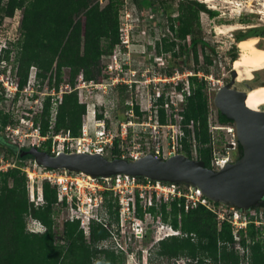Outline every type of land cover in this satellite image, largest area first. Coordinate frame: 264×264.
<instances>
[{"label":"trees","instance_id":"obj_1","mask_svg":"<svg viewBox=\"0 0 264 264\" xmlns=\"http://www.w3.org/2000/svg\"><path fill=\"white\" fill-rule=\"evenodd\" d=\"M103 1L106 4L102 6L99 0H0V23L4 18H12L17 11H21L19 37L16 42L8 43L9 49L3 56L7 57L10 46L19 50L16 64L20 88L26 84L32 66L36 68L37 80L45 79L55 67L56 91L62 82L64 69H68V84L71 86L80 73L86 80L96 79L103 57L110 55L119 43L118 10L122 0ZM134 2L140 9V5L149 6L150 0ZM177 9L176 17L171 14L166 16L171 35L156 40L153 48L156 55L163 56L167 76H172L175 72L183 73L188 68L192 73L187 78L189 94L182 92V108L178 112L181 118L178 125L183 132V147L179 153L193 159L190 141L187 139L189 136L195 143V160L202 161L206 168L211 169V100L207 81L198 76H209L208 67L213 63L214 49L202 37L198 17L206 9L196 1H191L188 5L179 4ZM207 12L210 17L215 15L212 11ZM235 40L240 42L244 39L236 35ZM228 56L231 63L236 61V49L233 48ZM165 87L168 91L169 87ZM181 89L182 87H177L178 91ZM130 98L126 87H117L116 111L118 104H121L127 113L129 107L126 102ZM166 103V93L162 92L154 103L158 124L174 125V111L171 106L166 108ZM133 110L137 120L141 121L143 113L139 106L134 105ZM168 110L171 111L169 118ZM55 112L51 123V103L47 98L42 113V135L59 132L69 133L72 137L80 135L85 106L78 102L76 93L63 94ZM190 121L193 123L192 133L187 130ZM217 122L221 125L233 124L218 111ZM113 144L116 145L117 141L114 140ZM0 148L5 160L14 159L21 161V164L24 160L33 161L28 155L31 147L17 150L8 141L1 140ZM238 150L240 158V145ZM41 151H45V148ZM112 154L111 159L121 157L118 150L114 149ZM49 186V183L44 184L41 189L44 204L36 209L29 208L25 174L17 166L5 172L0 171V264H114L116 258H121L96 247L107 238V232L96 224L89 225L86 239L83 231L79 230L77 221L64 220L61 229L62 243L55 241L52 211L56 207L57 197L55 189L52 186L49 189ZM184 202V198H179L147 209L153 220L159 215L163 223L180 233L158 241L156 255L166 259L185 258L199 264L205 261L211 264H239L241 256L235 248L231 225L228 222L219 223L216 214L201 205L185 210ZM210 203L215 208H229ZM167 208H170V212L166 211ZM251 211L260 215L264 222L262 203L253 206ZM136 212L142 217V209L138 203ZM29 215L41 223L45 229L43 233L33 234L27 231L26 220ZM249 218L254 221V217ZM239 235L241 239L238 245L249 251L250 264H264V226L257 228L250 223Z\"/></svg>","mask_w":264,"mask_h":264},{"label":"built area","instance_id":"obj_2","mask_svg":"<svg viewBox=\"0 0 264 264\" xmlns=\"http://www.w3.org/2000/svg\"><path fill=\"white\" fill-rule=\"evenodd\" d=\"M99 1L102 4L103 0ZM155 1L157 0H150L148 7L154 6ZM104 4H106V1H104ZM177 15L178 13L171 16L176 17ZM118 17L119 43L112 49L110 55L103 57L105 62L97 73L96 79L86 80L83 74L80 73L77 75L74 85L71 86L67 83L64 89L60 83L58 90H55V67L49 73V77L42 87L37 80L36 69L31 67L26 84L20 88L19 80L13 81L10 74L5 73L8 62L0 53V97L11 101L17 98L21 101L23 98L30 103L27 111H22L20 117L13 116V121L4 128V132L7 135L6 140L16 146L17 150L22 149L23 144L32 139L36 142V145H32L31 148L39 149V145L45 143L46 147L43 152L50 155L78 153L105 156L106 149L112 146L114 140L117 138L125 139L131 128L132 132L138 130V133L136 132L138 135L149 133L154 140L160 139L161 129H166L167 137L170 140L168 150L165 152L163 147L157 144L151 153L155 157L162 159L179 154L178 144L180 137L176 128L171 124H158L156 109L153 110L152 108L154 107H151L149 89L152 86L154 88L168 86L165 107L171 106L173 111L176 112L178 110L179 96L177 92L178 82H181L182 77L188 78L192 76V73L175 72L172 76H167L164 72L165 61L163 56L156 55L153 46L149 49L134 40L135 28L146 21V19H143L142 12L134 0H122L118 10ZM165 22L166 17L161 14L156 15L154 19L152 18L149 21L148 26L154 24L159 30L160 39L171 35ZM13 41V39H3L0 35V51L8 48V43ZM198 76L203 77L206 81L208 80L209 89V81L212 79L202 74H198ZM182 84L184 87L181 89V93L185 91L189 94L187 81L186 83L182 82ZM119 86L126 87L131 97L126 102L129 107L126 119L120 123L115 115L116 89ZM136 89L138 91L141 89L139 97L147 102L148 106L146 108L133 101L132 97ZM69 93H76L78 102L85 106L80 135L72 137L69 133L63 132L42 135L40 120L46 99L48 98L51 103L52 118L55 115V107L60 102L62 95ZM134 105H138L140 112L143 113L141 121H133L134 118H137L133 110ZM188 127L193 130L192 121H190ZM219 132L226 135V138L220 142H218L217 138ZM209 134L212 147L210 165L212 170L217 171L236 160H233L232 157L235 144L238 143L236 141L235 127L233 124L221 125L215 123V125L209 126ZM192 147L193 149L195 148L194 145ZM143 156L145 154L138 153V151L135 156L133 154L129 155L131 160ZM120 158L125 157L122 156ZM7 161L4 159V152L2 151L0 153V171L5 172L8 169L16 168L14 163ZM29 162H31L32 170L28 166L25 167V170L30 179L29 196L32 208L34 209L35 204L43 201L41 190L39 193L34 194L32 189V177L36 176L35 169H38L40 174L38 176L44 178L56 191L57 203L55 205L59 211H62L64 219L61 218V213L58 216L63 221H77L79 230L83 231L86 237L88 236L90 224L99 225L107 232V238L96 245L98 249L122 250L119 234L122 237L124 236L125 225L131 222L132 228L142 227L143 220L136 217L137 214L135 213L137 203L145 211L144 219H149L151 216L147 212L149 207H158L161 203H168L174 199L184 198L185 210L201 205L216 214L219 223L228 222L231 225L236 249L240 247L238 245V235L241 231H245L248 224L253 223L257 228L264 226V222L261 221V218L258 220L259 217L255 211L242 214L233 210L234 213L231 217L225 216L223 212H216L214 209H219L220 207L215 208L198 191L190 187L124 175L92 179L82 174L46 169L36 165L31 160ZM220 209H231V207H221ZM112 215L114 216V221L112 220ZM249 217H254V221H250ZM31 219L33 222L28 226V232L33 234L43 233L45 229L39 221L34 217ZM36 222L41 226V231H36ZM133 234H138V230H135ZM139 235L141 236L140 233ZM239 255L241 256L239 264H250L249 251L247 249L241 248ZM193 262V264H199L197 261ZM203 264H211V262L205 261Z\"/></svg>","mask_w":264,"mask_h":264},{"label":"rangeland","instance_id":"obj_3","mask_svg":"<svg viewBox=\"0 0 264 264\" xmlns=\"http://www.w3.org/2000/svg\"><path fill=\"white\" fill-rule=\"evenodd\" d=\"M191 1H196L198 3H201L205 6L206 11H201L198 14L199 17V23L201 28V35L204 38V40L208 43V45L214 49L213 52V63L208 67L209 69V77L212 79L210 82V88L208 89L209 97L211 100V107H210V113H209V126L215 125L217 122V109L213 105V97L215 92L220 89L221 87L228 84L230 79V71L233 69V62L231 63L229 61L228 53L235 48L237 52V56H240V50L238 48V43L235 40V36L238 33H241L243 31H248V29L252 26L257 27L258 29H264V19L263 15L259 14L258 12L262 10V2L264 0H157L155 1V5L148 7V5H140V10L143 15V19H146L143 24L138 25V27L134 30V40L136 42H139L143 44L145 47H152L155 44V39H160L159 36V30L155 27L154 24L149 25V21L154 19V17L158 14H161L163 16H167L168 14L174 15L178 13V5H188ZM104 5V1L101 4ZM150 8V10H149ZM207 11H212L215 13L213 17H210L208 15ZM151 12H153L151 14ZM153 15V16H152ZM21 18V11H17L12 18H4L2 22L0 23V35L3 39H13V43L17 41L19 37V23ZM84 23V19H83ZM166 23V22H165ZM167 25V23H166ZM234 27V28H233ZM218 28H222L225 32L223 34H219ZM225 28V29H224ZM253 38V37H251ZM255 38V37H254ZM189 39V38H188ZM258 40V46L264 49V39L257 38ZM19 53V50L17 48L10 46V52L8 53L7 57L4 58L6 62H8L7 68L5 69V73H9L13 81L19 80L20 83V77L17 74L18 67L16 64V57ZM105 61L103 60L102 63ZM34 67V66H32ZM35 68V67H34ZM36 69V68H35ZM189 70V68H188ZM185 70L184 72H190V70ZM180 73V72H179ZM259 73L260 81L264 80V70ZM254 74V73H253ZM49 75V74H48ZM48 75L45 79H38L39 83L41 84V87L44 82L47 81ZM254 78H256L255 75H253ZM69 79V72L68 69L63 70V76H62V82L61 86L64 89V86L68 83ZM187 78H181V82H178V87H184L183 83H186ZM208 81V80H207ZM254 79L252 77L251 80H243L241 82H235V86L238 91L245 92L247 89H243L244 84H248L251 88H254L258 85L256 82H253ZM166 87H156L153 86L149 89L150 94V102L151 107H155L154 103L157 100L158 96L165 92L167 94V91L165 90ZM141 89H136L134 91L133 95V101L136 103L141 104L143 107H147L148 104L146 101H143L139 95L141 93ZM178 110L176 112H173L174 119L176 121L175 128L178 133V136L180 137L179 140V152L181 148L183 147L182 140H183V132L181 131V128L179 127L178 123L180 121V116L178 112L182 108V100L183 96L181 93V90L178 91ZM136 95V96H135ZM177 101V100H176ZM20 103V104H19ZM30 103L25 101L23 98L20 101L19 98L15 99L14 101H11L10 99L0 98V141L7 142V135L4 132V128L11 122L12 117H20L22 111H27ZM156 108V107H155ZM155 108H152L153 110ZM260 109V108H259ZM56 113V112H55ZM147 114V113H146ZM171 114V111H167V118H169V115ZM54 115V114H53ZM117 117V121L124 122L126 119V112L123 110V105L118 104L117 111L115 113ZM54 117H52L51 123H53ZM44 118H42L41 114V120H40V126L43 125ZM135 122H137V118H134ZM117 128V125H116ZM187 130L192 133V129H190L187 126ZM138 133V130H134L132 132V129H129L128 136L125 139L117 138L115 139L117 141V144L112 146L110 148H107L105 151V156L108 159H111L113 154L112 151L118 150L119 154L124 156L125 158H129L130 154H133V156L136 155V152L138 153H144L145 155L151 153L155 147V145L159 144L161 147H163L164 151L166 152L169 148V142L170 140L167 137V131L166 129H161V137L158 140L152 139L150 137L149 133L142 135V134H136ZM218 142L222 141V139L226 138V135L222 132H219L218 136ZM188 141L190 144V154L193 159L196 158V147L193 149V145L195 146V143L193 144V139L188 136ZM32 145H36V142L32 139L26 141L22 147H31ZM46 147L45 143L43 145H39V149L42 150ZM178 152V153H179ZM0 153H2V149L0 148ZM180 154V153H179ZM7 162H12L15 164V166L19 167L21 171L25 174L26 177V186H27V195H28V207L32 208V205L30 203V179L28 178L27 171L25 170V167L28 166L32 170V165H30L31 162L29 160H24L21 164V161H15L14 159H8ZM36 176L32 177V189L33 193H39V191L42 189V186L44 184H48L42 178L39 174L38 169H35ZM11 184V182H10ZM49 189H52L51 186H49ZM43 200V199H42ZM44 203L35 204L34 209H36L39 206H42ZM221 208V207H220ZM214 209L216 212H223L225 216H232L234 213V209ZM142 209V207H141ZM30 211V210H29ZM114 212L113 210H111ZM167 212H170V208L166 209ZM62 214V211H59L56 207L53 208L52 211V220L54 223V232H55V241L62 243L61 240V229H62V223L64 219L63 214L61 218L58 216ZM137 215L136 217L141 218L143 220L142 227L141 228H132V224L127 223L125 225V233L122 237L121 234H119V240L121 241V247L122 250H111L109 248L104 249L108 252L114 253L115 256L121 257L116 258L114 260V264H193L191 260H187L185 258H179L177 260L172 259H166L161 258L156 255L157 250V243L161 239L169 236V235H179V232L173 231L168 224L163 223L158 217H156L155 220H153V217L150 216L149 219H144V213L145 211L142 209V217H140V213L138 215L137 212H135ZM258 220L261 218V216H258ZM32 216L29 215L26 222V227L30 224H32ZM114 219V216L112 215V220ZM114 221V220H113ZM40 223V222H39ZM41 224V223H40ZM36 231H41V226L36 222ZM138 230V234H133L135 230ZM28 231V229H27ZM141 234V236L139 235ZM174 233V234H173ZM243 237V236H242ZM88 236L86 237V239ZM241 239V235H238V240ZM238 251H241V248H238Z\"/></svg>","mask_w":264,"mask_h":264},{"label":"water","instance_id":"obj_4","mask_svg":"<svg viewBox=\"0 0 264 264\" xmlns=\"http://www.w3.org/2000/svg\"><path fill=\"white\" fill-rule=\"evenodd\" d=\"M230 77V82L215 92L213 105L233 122L242 156L223 169H208L202 161L183 154L162 159L149 153L131 160L108 159L98 154L50 155L30 148L28 155L40 167L82 174L92 179L124 175L190 187L212 203L247 213L264 201V105L256 111L247 108L245 97L251 87L239 92L234 86L233 69Z\"/></svg>","mask_w":264,"mask_h":264},{"label":"bare ground","instance_id":"obj_5","mask_svg":"<svg viewBox=\"0 0 264 264\" xmlns=\"http://www.w3.org/2000/svg\"><path fill=\"white\" fill-rule=\"evenodd\" d=\"M262 7V10L258 13L263 15L264 19V1L262 2ZM218 32L219 34H223L225 31L222 28H218ZM238 48L240 56L233 62L235 79L238 82L251 80L254 75L253 73L264 70V49L258 47L256 37L240 41ZM245 105L253 111L258 110L259 107L264 105V85L251 88L246 92Z\"/></svg>","mask_w":264,"mask_h":264},{"label":"flooded vegetation","instance_id":"obj_6","mask_svg":"<svg viewBox=\"0 0 264 264\" xmlns=\"http://www.w3.org/2000/svg\"><path fill=\"white\" fill-rule=\"evenodd\" d=\"M237 35H239L242 39H247V38H251V37H257V38H260V39H264V29H258L257 27L255 26H252L248 29V31H243L241 33H238ZM260 44V43H258ZM260 46V45H259ZM258 46V47H259ZM261 48V47H260ZM254 75L256 76V78H253L254 81L253 82H256L258 85H261L264 83V80L260 81V77H259V73H254ZM254 77V76H253ZM231 78V77H230ZM229 82H230V79H229ZM228 82V83H229ZM235 82H238L236 79H235ZM235 86V85H234ZM248 87H250L248 84H244V87L243 89H248ZM257 87V86H256ZM236 88V86H235ZM237 89V88H236ZM238 91V90H237ZM239 92H242V91H239ZM238 147H239V144L236 143L235 144V148L232 152V157H233V160L237 159L239 157V150H238ZM263 205L264 207V201H261L259 202L258 204H261ZM179 259V258H178ZM172 260H177V259H172ZM188 260V259H187Z\"/></svg>","mask_w":264,"mask_h":264},{"label":"clouds","instance_id":"obj_7","mask_svg":"<svg viewBox=\"0 0 264 264\" xmlns=\"http://www.w3.org/2000/svg\"><path fill=\"white\" fill-rule=\"evenodd\" d=\"M8 49H9V46H8V48H4L3 50L0 51L2 57L4 56L5 51Z\"/></svg>","mask_w":264,"mask_h":264},{"label":"crops","instance_id":"obj_8","mask_svg":"<svg viewBox=\"0 0 264 264\" xmlns=\"http://www.w3.org/2000/svg\"><path fill=\"white\" fill-rule=\"evenodd\" d=\"M156 40V39H155Z\"/></svg>","mask_w":264,"mask_h":264}]
</instances>
